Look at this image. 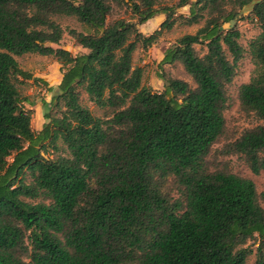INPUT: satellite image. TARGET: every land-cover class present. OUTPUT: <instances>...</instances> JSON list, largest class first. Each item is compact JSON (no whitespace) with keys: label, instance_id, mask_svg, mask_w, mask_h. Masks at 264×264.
<instances>
[{"label":"trees","instance_id":"trees-1","mask_svg":"<svg viewBox=\"0 0 264 264\" xmlns=\"http://www.w3.org/2000/svg\"><path fill=\"white\" fill-rule=\"evenodd\" d=\"M250 5L261 33L238 96L241 111L262 124L230 142L227 87L245 48L238 30L223 27ZM115 7L130 18L108 23ZM185 7L186 25H204L169 47L160 65L181 64L195 87L163 75V92H154L133 55L139 44L155 45ZM159 14L160 29L143 35L139 26ZM56 15L93 32H69L86 53L53 47L64 34ZM26 54L61 65L40 131L16 86L18 76L30 79L16 60ZM84 96L105 120L82 105ZM223 141L221 155L241 157L254 175L264 171V0H0V264H248L252 240L254 264H264V192L210 163ZM58 142L70 157L46 158Z\"/></svg>","mask_w":264,"mask_h":264},{"label":"rangeland","instance_id":"rangeland-1","mask_svg":"<svg viewBox=\"0 0 264 264\" xmlns=\"http://www.w3.org/2000/svg\"><path fill=\"white\" fill-rule=\"evenodd\" d=\"M178 0H159L162 6H174ZM251 7H246L239 11L238 17L232 23L224 25V31L229 29L238 30L241 33L240 42L245 48L244 56L238 64L237 76L234 82L227 87L229 102L224 112L226 118V139L230 142L237 139L244 131L252 129L261 122H258L255 117L245 114L240 109V102L238 96V88L244 83H248L255 70V65L250 52L251 43L257 39L261 33L259 23L250 14ZM184 14V15H183ZM188 14V8H180L176 10L175 25L171 30H164L158 42L149 49H143L139 44L133 55V64L137 68H142L144 71L143 85L152 88L154 92H163L164 82L161 76H166L173 79H180L188 82L193 88L195 84L192 78L185 72L181 64L174 65H160V60L164 56L165 51L175 45L177 41L187 34H195L203 25L201 21L196 25H186L179 16ZM189 15V14H188ZM130 13L123 9L114 8L108 23L114 22L117 19H129ZM63 30V38L59 45H54V48H62L71 52L74 56L85 53V50L75 43V40L70 36L71 30H76L81 33H93L88 28L77 21L74 17L65 15H56L52 18ZM155 25L150 24L146 27H140L141 31L152 32ZM157 29L160 25L157 23ZM155 27V28H156ZM195 49L199 56H204L207 53V48L204 45H197ZM227 57L231 59V55L225 48ZM20 69L30 76V79H25L18 76L16 86L21 94L23 100H26L25 108L31 110L32 114V128L36 130L45 121V110L43 101L50 100L52 93L49 88H56L62 78L61 65L53 57L40 56L38 54H26L16 57ZM46 84H45V83ZM47 102V101H46ZM82 105L88 108L96 117L105 120V110L97 107L90 102L86 96L82 99ZM54 114V113H53ZM227 141L217 144L213 149V154L210 158V163L219 167L227 166L233 173L252 179L259 192H264V171L260 175H254L248 168L246 162L238 156L221 155V150L226 145ZM57 150L49 149L45 154L48 159L56 160L59 157L69 158L70 155L66 147L58 142ZM11 161V159H10ZM26 182L31 181V177H25ZM178 198V194L173 193ZM40 197L32 202H42ZM264 207V203H262ZM258 241L252 240L245 247L251 250L248 257V264H254L256 261Z\"/></svg>","mask_w":264,"mask_h":264},{"label":"crops","instance_id":"crops-1","mask_svg":"<svg viewBox=\"0 0 264 264\" xmlns=\"http://www.w3.org/2000/svg\"><path fill=\"white\" fill-rule=\"evenodd\" d=\"M165 20H166V15H164V14H159V15L155 16L153 19L149 20L146 24L139 26V31H140L143 35H145V36H150V35H152L156 30H159V29H160V28L157 29V28H158V27H156V26H157V23L161 26L162 23H163ZM150 24H153V25H155V27H156V28L154 27V29H153L152 32L148 33V31H141V30H140V27H145V29H146V27L149 26ZM85 53H86V50H85ZM163 58H164V56H163V57L161 58V60L159 61L160 63H161V61L163 60ZM61 80H62V78H60V81H59L58 85L60 84ZM143 80H144V78H143ZM51 99H52V97H51ZM51 99H50V100L47 99L46 101H47V102H50ZM45 123H46V120H45V121L43 122V124H41V126H40L39 128H37L35 131H40V130L43 128V126H44Z\"/></svg>","mask_w":264,"mask_h":264},{"label":"water","instance_id":"water-1","mask_svg":"<svg viewBox=\"0 0 264 264\" xmlns=\"http://www.w3.org/2000/svg\"><path fill=\"white\" fill-rule=\"evenodd\" d=\"M258 1H261V0H254L255 3L258 2ZM248 7H251V9H252L253 8V5H250Z\"/></svg>","mask_w":264,"mask_h":264}]
</instances>
